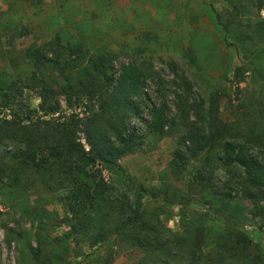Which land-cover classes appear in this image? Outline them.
Returning a JSON list of instances; mask_svg holds the SVG:
<instances>
[{
	"label": "trees",
	"instance_id": "obj_1",
	"mask_svg": "<svg viewBox=\"0 0 264 264\" xmlns=\"http://www.w3.org/2000/svg\"><path fill=\"white\" fill-rule=\"evenodd\" d=\"M21 36L19 28L12 35L7 24L0 21V114L11 113V119L0 118V196L10 190L27 200L28 193L36 189L48 194L64 191L63 223L69 228L64 235L52 237L56 224L53 214L30 204L26 213L38 222L37 232L28 238L26 246L32 264H73L70 257L80 252L81 242L109 250L126 244L151 264H264L261 245L251 260L246 258L252 240L229 216L226 225L234 242L220 245L215 254H206L203 247L209 234L205 215L190 209L199 200L227 214L234 196L228 185L214 187L210 166L217 164L238 180L237 191L252 204V211L264 215L263 110L247 130L240 123L229 124L219 118L217 95H211L208 104L192 101V84L185 80V94L176 93V122L169 116L167 84L161 76L133 64L117 69L116 52L91 54L83 44H65L60 36L15 51V38ZM255 38L262 42L255 51L239 47L246 52L247 63L237 69L238 80L262 71L264 29ZM149 84L157 85V104L149 97ZM27 89L41 104L39 111L28 109L21 114L18 107L25 105ZM59 98H64L70 108L83 105L85 116L54 117L61 110ZM146 111L149 133L159 139L174 127L183 129L171 164L175 183L145 185L119 163L141 151L144 138L133 132V123L143 120ZM37 112L43 116H35ZM252 128L260 133L248 135ZM195 161H200L199 166L193 169L185 190L181 189L176 184L186 181L180 176ZM105 168L124 187L109 183L103 174ZM146 199L151 203L146 204ZM176 206L182 213L181 233L169 229L161 219ZM17 235L24 238L22 233ZM79 236L82 240L77 239Z\"/></svg>",
	"mask_w": 264,
	"mask_h": 264
},
{
	"label": "rangeland",
	"instance_id": "obj_2",
	"mask_svg": "<svg viewBox=\"0 0 264 264\" xmlns=\"http://www.w3.org/2000/svg\"><path fill=\"white\" fill-rule=\"evenodd\" d=\"M0 21L7 24L12 35L17 28L22 33L21 37H14L15 51H24L60 36L65 44H83L91 54L116 52L117 69L133 64L141 71L161 76L167 84L169 116L176 122V93L185 94V80L192 84V101L203 100L208 104L211 95H217L219 118L229 124L240 123L247 130L256 122V114L264 111V59L260 61V75L249 73L244 80L235 77L237 69L247 63L245 51H255L262 44L255 36L264 29V0H0ZM241 45L245 51L239 50ZM148 93L152 104L160 102L157 85L149 84ZM24 99L25 105L18 107L21 114L28 109L39 111L41 100L33 91L25 90ZM59 100L61 110L54 117L85 116L83 105L70 108L64 98ZM35 116H43V113L37 112ZM0 118L11 119V113L6 111ZM149 122L146 111L143 120L133 123V132L144 138L143 147L119 163L131 177L145 185L159 187L165 181L175 183L171 164L183 129L174 127L166 137L159 139L149 133ZM256 127L259 128L258 123ZM257 128L249 130L248 135L259 134ZM82 141L85 144L84 137ZM215 156L214 153L212 162ZM199 162H193L189 171L181 174L186 181L176 184L178 187L185 190ZM217 167V164L210 166L214 187L222 189L228 185L234 198L227 214L199 200L191 205V210L206 218L209 240L203 250L206 254H215L220 245L234 242V235L226 225L229 216L252 240L245 253L251 260L257 246L264 248V215L255 214L252 204L237 191L238 180ZM103 174L109 183L124 187L108 169L105 168ZM28 195L26 200L18 192L8 190L0 196V264H32L26 246L28 238L32 239L37 232L38 222L26 213L30 204L43 206L53 214L56 224L52 237L69 231L63 223L64 191L48 194L36 189ZM145 203L150 204L151 200L146 199ZM181 216V208L176 206L161 219L169 229L181 233ZM19 233L24 238L21 239ZM77 239L82 240L80 236ZM70 243L74 247L75 243ZM79 247L80 252L70 257L73 264H151L142 259L138 250L126 244L110 250L101 245L93 247L91 242H81Z\"/></svg>",
	"mask_w": 264,
	"mask_h": 264
}]
</instances>
